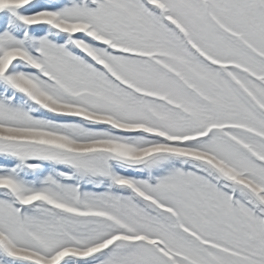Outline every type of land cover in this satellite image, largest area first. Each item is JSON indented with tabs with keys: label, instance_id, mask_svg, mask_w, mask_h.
Instances as JSON below:
<instances>
[{
	"label": "snow or ice",
	"instance_id": "6c2138e0",
	"mask_svg": "<svg viewBox=\"0 0 264 264\" xmlns=\"http://www.w3.org/2000/svg\"><path fill=\"white\" fill-rule=\"evenodd\" d=\"M0 264H264V0H0Z\"/></svg>",
	"mask_w": 264,
	"mask_h": 264
}]
</instances>
